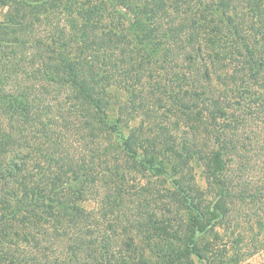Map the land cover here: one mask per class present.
Instances as JSON below:
<instances>
[{
    "label": "trees",
    "instance_id": "trees-1",
    "mask_svg": "<svg viewBox=\"0 0 264 264\" xmlns=\"http://www.w3.org/2000/svg\"><path fill=\"white\" fill-rule=\"evenodd\" d=\"M0 5V246L12 233L18 247L0 264H242L264 250V105L249 108L264 97V0Z\"/></svg>",
    "mask_w": 264,
    "mask_h": 264
},
{
    "label": "rangeland",
    "instance_id": "rangeland-1",
    "mask_svg": "<svg viewBox=\"0 0 264 264\" xmlns=\"http://www.w3.org/2000/svg\"><path fill=\"white\" fill-rule=\"evenodd\" d=\"M6 11H7V8L2 6V5H0V21L4 20V14H5ZM258 105L259 106L260 105H264V97H262L261 100L256 101V103H252L251 106H249V108L250 107L251 108H258ZM244 106L241 107V110L246 109ZM255 117H257V119H260L263 116L258 111V113L256 114ZM259 125L261 126V124H259ZM259 125H258V127H259ZM255 128H257L256 124H253V123L245 124V126L240 131L241 139L242 140L249 139V136H251L253 138V136L251 134V131L254 130ZM74 133H75V131H74ZM70 136L72 137V140H73L72 142H70V146H71V148H73V152L76 153V151H77V153H79V150L81 151L80 146H82L81 143H80L79 136H77L76 134H73V132H71ZM26 143H27V146L39 145V143H41L42 145H44L46 147V144L44 143V141H42V139L41 140H37L31 134L28 135ZM259 144L260 143H258V145ZM261 144L264 145L263 143H261ZM261 144H260V146H261ZM260 146L259 147L257 146V141H256L255 144H254V147H253L255 151H253V152H254V158H255L254 160L259 165V167H257V169H258V171L260 170L259 172L263 173L264 172V151L263 152L261 151V147ZM22 151H24V149ZM25 151H30V150L25 147ZM229 151H230V148H229ZM229 151H224L226 159L229 160L230 155H231V157L234 159V161L236 163H239L238 158L237 157L234 158L232 156V154H231L232 152L230 153ZM36 153H38V151L35 149L32 157L30 158L31 161L34 160L33 156ZM14 157H15V153H10L9 156H8V160H10V159H12ZM75 157H77V156H75ZM256 162H254V163H256ZM234 165L235 164H232L233 168L236 171V168H235ZM30 166H31V164H30ZM50 170L52 171V169H49L48 167H44V173H48ZM205 172L206 171H205L203 165L201 164L200 160H198L197 158H194V159L190 160L188 168H186V172H185V173H192V177H190L191 178V183H192L193 187L200 192L198 197L204 203L210 200L209 193H208V189H209L208 185H209V183H208V180H206V173ZM235 174H237V173H235ZM235 174H232V175H235ZM0 175H2V173H0ZM247 176L252 177V178L255 177V179H259V177H261L260 174L256 173V172L255 173H247ZM2 186H3V182L1 181L0 182V187L2 188ZM5 189L13 190V187H7ZM87 189H89V187H87ZM3 196L4 197L7 196V193H4L2 195V197H0V200H2V201H4L6 199ZM94 205H96V203H90L88 205V207L94 206ZM11 227H12V223L9 222L8 223V228H11ZM12 235L13 234L10 233L7 236V239H4L5 242L2 241L3 244H1V246H0V255L3 254V255L8 256V257H10V256L13 257V255L15 254V251L18 249V247H16L17 245L16 246L13 245V243H14V241L17 242V239L13 238ZM21 245H23L24 250H25V251L23 250V254L29 255L28 253H30V245H26L25 243H22ZM5 264H9V263L5 262ZM242 264H264V250H261L260 252H258L257 254H255L254 256H252L250 258H247Z\"/></svg>",
    "mask_w": 264,
    "mask_h": 264
}]
</instances>
